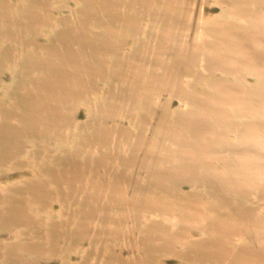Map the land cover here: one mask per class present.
I'll list each match as a JSON object with an SVG mask.
<instances>
[{
  "label": "water",
  "instance_id": "95a60500",
  "mask_svg": "<svg viewBox=\"0 0 264 264\" xmlns=\"http://www.w3.org/2000/svg\"><path fill=\"white\" fill-rule=\"evenodd\" d=\"M0 264H264V0H0Z\"/></svg>",
  "mask_w": 264,
  "mask_h": 264
}]
</instances>
